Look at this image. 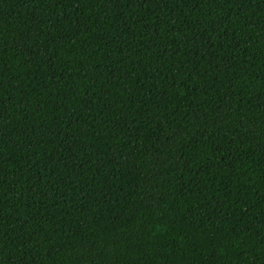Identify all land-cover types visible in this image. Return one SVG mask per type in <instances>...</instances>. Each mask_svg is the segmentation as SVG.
<instances>
[{
  "label": "trees",
  "instance_id": "16d2710c",
  "mask_svg": "<svg viewBox=\"0 0 264 264\" xmlns=\"http://www.w3.org/2000/svg\"><path fill=\"white\" fill-rule=\"evenodd\" d=\"M0 264H264V0H0Z\"/></svg>",
  "mask_w": 264,
  "mask_h": 264
}]
</instances>
